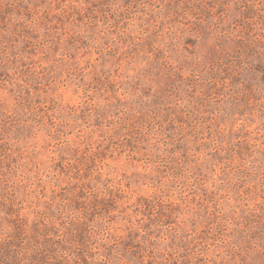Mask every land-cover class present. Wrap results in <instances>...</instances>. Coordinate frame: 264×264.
<instances>
[{
    "label": "rangeland",
    "instance_id": "obj_1",
    "mask_svg": "<svg viewBox=\"0 0 264 264\" xmlns=\"http://www.w3.org/2000/svg\"><path fill=\"white\" fill-rule=\"evenodd\" d=\"M0 264H264V0H0Z\"/></svg>",
    "mask_w": 264,
    "mask_h": 264
}]
</instances>
